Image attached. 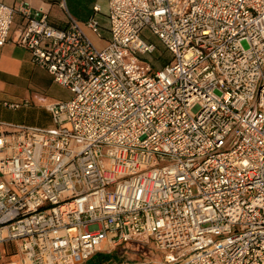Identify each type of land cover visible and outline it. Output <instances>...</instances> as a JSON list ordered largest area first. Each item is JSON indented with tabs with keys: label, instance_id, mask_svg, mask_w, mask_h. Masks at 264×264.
<instances>
[{
	"label": "built area",
	"instance_id": "2783aa9c",
	"mask_svg": "<svg viewBox=\"0 0 264 264\" xmlns=\"http://www.w3.org/2000/svg\"><path fill=\"white\" fill-rule=\"evenodd\" d=\"M106 3L97 49L72 17L0 2V47L20 12L16 44L71 95L49 129L0 123V264L130 244L161 264H264V0Z\"/></svg>",
	"mask_w": 264,
	"mask_h": 264
},
{
	"label": "crops",
	"instance_id": "0c3cea01",
	"mask_svg": "<svg viewBox=\"0 0 264 264\" xmlns=\"http://www.w3.org/2000/svg\"><path fill=\"white\" fill-rule=\"evenodd\" d=\"M0 2L15 9L25 4L32 11L43 13L47 21L57 28H66L68 17H72L98 47H104L109 41L106 0H0ZM95 5L100 9L98 35L85 26L93 14ZM24 23V16L16 12L8 39L0 47V123L49 129L52 127V120L47 107L59 100H47L41 96L45 87L54 82L45 70L34 65L30 52L15 42ZM6 104L21 106L18 109H10Z\"/></svg>",
	"mask_w": 264,
	"mask_h": 264
},
{
	"label": "rangeland",
	"instance_id": "374dc122",
	"mask_svg": "<svg viewBox=\"0 0 264 264\" xmlns=\"http://www.w3.org/2000/svg\"><path fill=\"white\" fill-rule=\"evenodd\" d=\"M153 41L155 42V44L158 47H161V45H160V43L158 41H156L155 39H153ZM92 44L97 49H103L106 46L105 45L104 47L100 48L97 45H95L94 42H92ZM159 55H160L159 52L153 54L152 59L153 60L157 59L159 57ZM41 96H43L47 100L49 99V100L66 101V100H68L70 98L71 95H70V93L66 89L60 87L59 85H57L55 83H53L49 87H48V85H47V87H45V89L41 92ZM125 246L126 247H129V249H131L133 252H137L138 250L145 251V255L148 258L149 264H161V262H162V257L160 255V253L152 245L137 246V245H134V244H130V245H125ZM114 251L115 250H113L110 253H113ZM98 253H101V254H109V253H104V252H98ZM123 263L130 264V263H136V262L134 260V257L127 256V258H123L122 261L120 260V261L115 262L113 264H123Z\"/></svg>",
	"mask_w": 264,
	"mask_h": 264
},
{
	"label": "trees",
	"instance_id": "16d2710c",
	"mask_svg": "<svg viewBox=\"0 0 264 264\" xmlns=\"http://www.w3.org/2000/svg\"><path fill=\"white\" fill-rule=\"evenodd\" d=\"M157 52L160 53L159 57L155 60H153L151 57L152 60L151 59L150 60L154 68L156 70H160L164 67V65H166L170 61V56L168 55V53H166V51L162 48V46L161 47L157 46V50L155 53ZM127 256L134 257V260L137 263L149 264L148 258L145 255V251L138 250L137 252H133L131 249H129V247H126L125 245L117 247L113 253H109V254L96 253L89 261H87L84 264H113L120 260L122 261V259L127 258Z\"/></svg>",
	"mask_w": 264,
	"mask_h": 264
}]
</instances>
